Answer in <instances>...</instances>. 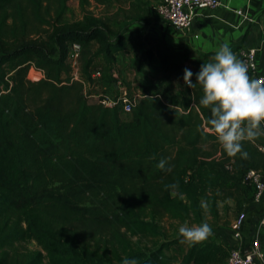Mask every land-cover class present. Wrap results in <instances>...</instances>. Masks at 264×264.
Wrapping results in <instances>:
<instances>
[{
  "label": "trees",
  "instance_id": "obj_1",
  "mask_svg": "<svg viewBox=\"0 0 264 264\" xmlns=\"http://www.w3.org/2000/svg\"><path fill=\"white\" fill-rule=\"evenodd\" d=\"M89 4L78 0L82 14L68 20L66 0H0V264H121L124 256L174 264L167 251L181 237L160 221L212 227L227 199L239 211V197L252 198L240 173L264 171V135L242 142L246 157L224 152L209 131V109L198 104L200 86L183 81L190 61L159 39L146 54L163 79L136 77L140 96L129 113L89 102L71 77L69 46L80 45L84 80L96 58L112 73L127 48L116 17ZM203 62L194 61L191 80ZM171 75L181 79L174 101L166 95ZM30 241L38 248L17 246ZM228 254L205 238L190 242L178 264H225Z\"/></svg>",
  "mask_w": 264,
  "mask_h": 264
},
{
  "label": "crops",
  "instance_id": "obj_2",
  "mask_svg": "<svg viewBox=\"0 0 264 264\" xmlns=\"http://www.w3.org/2000/svg\"><path fill=\"white\" fill-rule=\"evenodd\" d=\"M160 1L124 0L118 1L119 3L115 5V12L120 17L149 22L143 27L144 34L148 36L147 49L150 48L153 39H159L171 50L185 56L190 61L188 68L191 69L195 60L201 58L211 60L214 52L222 43H227L239 60H241L239 54L241 48L254 47L256 48V70L254 73L248 74L250 78H253L255 74L264 72V0H218L220 4L217 7L197 8L190 26L180 31L156 15L154 8ZM237 10L241 13H238ZM244 15L250 17L251 21L245 20ZM121 53H117V56ZM151 61L162 73L158 59L154 57ZM93 69L106 70L98 58L95 59ZM174 82L181 83L180 77L176 76ZM113 86L116 88L115 85ZM239 202L241 205L239 211L244 210L247 213L242 227V239L235 240L230 230V223L239 211L236 212L235 216L233 215L227 220L224 219V224L218 221L212 230V232L215 231V235L211 239L226 245L228 248L234 244H240L241 247L247 246L249 236L254 231V214L264 209V195L258 201H254L253 197L247 199L240 196ZM221 213L222 208L220 207ZM182 255L178 259L176 257L174 264H178Z\"/></svg>",
  "mask_w": 264,
  "mask_h": 264
},
{
  "label": "clouds",
  "instance_id": "obj_3",
  "mask_svg": "<svg viewBox=\"0 0 264 264\" xmlns=\"http://www.w3.org/2000/svg\"><path fill=\"white\" fill-rule=\"evenodd\" d=\"M192 76L190 68L183 70V81L188 87L200 86L202 95L198 104L209 109V131L228 155L239 153L246 157L242 142L264 135V83L250 78L247 65L236 58L227 43L219 45L211 60L200 65L195 81L190 79ZM164 164V160L159 161V166ZM211 231L206 222L183 223L177 229L188 242L203 240ZM121 264H138V261L124 256Z\"/></svg>",
  "mask_w": 264,
  "mask_h": 264
},
{
  "label": "built area",
  "instance_id": "obj_4",
  "mask_svg": "<svg viewBox=\"0 0 264 264\" xmlns=\"http://www.w3.org/2000/svg\"><path fill=\"white\" fill-rule=\"evenodd\" d=\"M219 4L220 2L218 0H161L154 9L156 15L162 21L180 31L190 26L197 8H214ZM237 12L241 13L239 10H237ZM243 18L247 21H251V18L245 15ZM79 52L80 45L78 43H72L68 49V60L71 65V77L72 79L82 82L83 93L87 99L94 98L96 102L108 106H120L123 112L129 113L136 101L135 97H139L140 93H137L135 97L127 95L125 86L117 79V74L113 71L112 76L115 77V89L117 91L121 90V92L119 91L113 95H94L91 89L94 82L100 78L101 71L99 69H93L90 74L91 79L84 80L78 67ZM239 54L241 61L247 65L248 73H254L256 70V48H241ZM253 79H257L264 83V72L255 74ZM259 148L264 150L262 146ZM223 170L227 174L233 175L236 168L230 164H225ZM240 174L241 183L252 189L253 200L258 201L264 195V171L248 168L243 170ZM246 215V211L241 210L230 223V230L235 240L242 239V227ZM254 215V231L249 236L247 246L241 247L240 244L232 245V247L229 248V254L225 260V264H264V253L260 244V235L264 231V209L256 212Z\"/></svg>",
  "mask_w": 264,
  "mask_h": 264
},
{
  "label": "rangeland",
  "instance_id": "obj_5",
  "mask_svg": "<svg viewBox=\"0 0 264 264\" xmlns=\"http://www.w3.org/2000/svg\"><path fill=\"white\" fill-rule=\"evenodd\" d=\"M118 1H124V0H108L105 4H97L95 1L90 0V4L88 6V9L91 10L94 14L101 16V17H116L111 22L112 25L115 28L120 29L121 36L125 41H127V48L125 52H122L121 54H118L117 56V68L114 70L117 74V79H119L123 86H125V90L127 95L130 97H135L137 93H139L138 86L136 83V77H141L146 79L147 81H158L163 79V74L159 72L158 67L154 65V62L151 61L147 57L146 51H147V42L148 36L147 34H144L143 27L148 25V21H141V20H131V19H124V16L120 17L115 12V5L118 4ZM67 3V9L64 13V17L68 20H74L81 16V9L78 5V0H66ZM135 25V26H133ZM142 30V31H141ZM105 69V68H104ZM100 75V78L97 79L93 87L91 89L92 93L96 96L101 94H109L113 95L114 93H118L119 91L115 90L113 87V82L115 80V77L112 76V73L108 70H102ZM31 77H38L39 74L34 72L33 70L30 71ZM173 76V80H172ZM167 80L171 78L172 82L169 87V92H166V95L168 96L169 101H174L177 93L176 90H178L179 85L174 82V78H176L175 75L166 76ZM97 85V87H96ZM178 85V86H177ZM136 100L138 97H135ZM89 102H96L94 98H88ZM124 116V114H122ZM250 188V187H249ZM252 190V189H251ZM228 203V211L225 217H222L219 219V222L225 223L224 219L227 220L231 216L236 215V205L234 198L227 199ZM221 207V203H220ZM209 218V217H208ZM222 219V220H221ZM221 220V221H220ZM209 221L211 219L209 218ZM187 223V222H185ZM212 223V222H211ZM180 224L177 220H170L168 218H163L160 221L161 227L163 229L165 228L166 234L168 236H173L178 234L177 229ZM191 225V223H187ZM173 225V228H172ZM214 226L211 227L213 230ZM214 232L211 231V233L206 238H212ZM136 238L133 237V240ZM201 241V240H200ZM189 242L186 240H183L180 238L178 243L170 246L169 250L167 251L168 254L175 255V257L180 258V256L183 254L187 244ZM20 249H36L38 246L34 241H30L27 243H21L17 245ZM262 248V247H261ZM264 249H262L263 251ZM264 253V251H263Z\"/></svg>",
  "mask_w": 264,
  "mask_h": 264
}]
</instances>
